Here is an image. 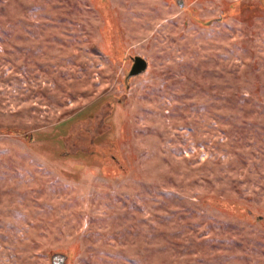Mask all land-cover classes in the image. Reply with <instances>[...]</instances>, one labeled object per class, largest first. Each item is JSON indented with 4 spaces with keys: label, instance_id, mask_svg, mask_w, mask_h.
I'll return each mask as SVG.
<instances>
[{
    "label": "rangeland",
    "instance_id": "1",
    "mask_svg": "<svg viewBox=\"0 0 264 264\" xmlns=\"http://www.w3.org/2000/svg\"><path fill=\"white\" fill-rule=\"evenodd\" d=\"M0 264H264V0H0Z\"/></svg>",
    "mask_w": 264,
    "mask_h": 264
},
{
    "label": "water",
    "instance_id": "2",
    "mask_svg": "<svg viewBox=\"0 0 264 264\" xmlns=\"http://www.w3.org/2000/svg\"><path fill=\"white\" fill-rule=\"evenodd\" d=\"M145 69V62L143 60H141L140 58H137L134 61V65H133V73H140L141 71H143Z\"/></svg>",
    "mask_w": 264,
    "mask_h": 264
}]
</instances>
